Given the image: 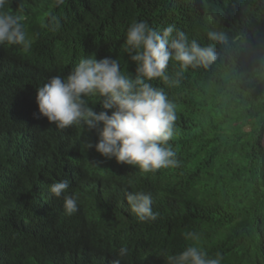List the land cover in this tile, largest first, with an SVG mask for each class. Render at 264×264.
<instances>
[{"label": "trees", "instance_id": "1", "mask_svg": "<svg viewBox=\"0 0 264 264\" xmlns=\"http://www.w3.org/2000/svg\"><path fill=\"white\" fill-rule=\"evenodd\" d=\"M52 5L13 0L35 42L27 54L0 47V264H111L122 244L130 249L122 264H165V255L192 243L183 239L185 230L210 256L220 252L222 264H264V0ZM49 14L60 18L55 32L46 27ZM133 20L175 24L202 46L214 43L209 30L230 40L227 49L216 45L219 56L208 69L189 68L179 86L165 89L177 106L170 143L179 166L155 173L85 151L81 141L95 143V130L61 131L33 116L30 93L52 75L67 76L82 56L117 58L122 71L134 73L122 47ZM71 169L95 192L77 190L80 210L67 216L61 199L47 198V186ZM129 181L151 194L156 221L141 223L130 213Z\"/></svg>", "mask_w": 264, "mask_h": 264}, {"label": "clouds", "instance_id": "2", "mask_svg": "<svg viewBox=\"0 0 264 264\" xmlns=\"http://www.w3.org/2000/svg\"><path fill=\"white\" fill-rule=\"evenodd\" d=\"M12 2L0 0V47H16L27 54L35 37L24 23L26 17L12 11ZM64 3L65 0H53L52 6ZM60 26V18L49 14L46 27L55 32ZM206 35L214 43L202 46L197 40H190L175 24L156 28L146 20H133L122 47L129 61L135 64L134 73L122 71L117 58L82 56L67 76L52 75L36 92L30 93L36 94L38 109L33 116L46 118L61 131L73 127H80L83 132L95 130L98 135L95 143L81 141L85 151L94 148L105 159L114 158L118 164L132 166L141 173L177 167V153L170 143L177 106L165 89L179 86L189 68L208 69L213 65L219 56L217 44L225 49L229 47V36L224 31L209 30ZM170 66H178V70L172 72ZM154 82L164 87L155 86ZM97 103L100 111L94 110ZM71 170L63 179L47 186V198L61 199L67 216L80 210L77 190L94 191V183ZM124 200L139 222L157 220L159 213L153 210L151 194L134 189L130 181L124 188ZM181 235L192 243L178 253L165 255V264H222L223 255L217 252L210 256L198 243L194 231L185 230ZM129 252V247L122 244L111 264H122Z\"/></svg>", "mask_w": 264, "mask_h": 264}]
</instances>
